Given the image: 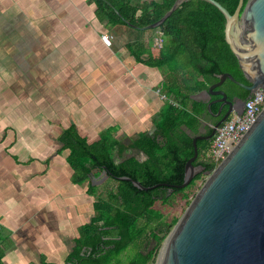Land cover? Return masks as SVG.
I'll return each instance as SVG.
<instances>
[{
	"label": "crops",
	"instance_id": "0c3cea01",
	"mask_svg": "<svg viewBox=\"0 0 264 264\" xmlns=\"http://www.w3.org/2000/svg\"><path fill=\"white\" fill-rule=\"evenodd\" d=\"M95 8L92 0H0L3 264H66L95 216L91 180L74 182L59 140L66 129L76 126L89 143L110 133L126 146L156 130L166 69L137 62L130 45L156 47L146 31L101 22Z\"/></svg>",
	"mask_w": 264,
	"mask_h": 264
},
{
	"label": "trees",
	"instance_id": "16d2710c",
	"mask_svg": "<svg viewBox=\"0 0 264 264\" xmlns=\"http://www.w3.org/2000/svg\"><path fill=\"white\" fill-rule=\"evenodd\" d=\"M175 1L139 3L134 0H92L98 20L111 27L126 26L134 30L137 28L133 25L145 26L161 19ZM216 1L231 14L239 3V0ZM247 2L244 0V4ZM225 21L223 13L211 3L188 0L157 28L163 33L164 44L162 48H156V54L137 41L130 45L137 62L166 69L167 79L161 84V93L166 101L156 117L153 134L141 132L127 146L112 138L110 133L89 143L73 125L59 137L63 149L69 150L67 162L73 169L76 184L90 181L93 171L100 172L103 168L115 176L138 180L147 187L156 184L154 189L140 190L130 181H120L110 176L116 185L107 188L106 196L102 197L97 194L98 188L90 182L88 192L96 195L95 216L90 223L80 227L79 237L75 239V246L67 256L66 263L149 264L155 260L164 240L179 220H166L154 208L155 203L158 200L166 203L178 195L188 199L189 194L185 192L200 178L196 177L185 188L173 189L169 195V186L181 184L184 180L186 163L194 155L193 139L201 134L200 119L207 111V104L193 96L207 90L216 80L215 74L228 72L236 80L246 83L238 60L225 41ZM225 83L243 90L230 80ZM244 95L248 96L249 92L244 91ZM210 147L211 141L199 140V158ZM128 148L146 154L148 158L140 161L131 156L118 161L116 155L121 156V152ZM197 164H203L210 170L217 167L200 159ZM148 229L151 230L150 240L154 243L152 249L148 252L138 251L126 263L117 260V256L131 244H136ZM110 234L119 237L110 242L114 247L107 251L98 249L104 243L103 236ZM3 257L4 252L0 250V264H3ZM43 264L57 263L44 261Z\"/></svg>",
	"mask_w": 264,
	"mask_h": 264
},
{
	"label": "water",
	"instance_id": "95a60500",
	"mask_svg": "<svg viewBox=\"0 0 264 264\" xmlns=\"http://www.w3.org/2000/svg\"><path fill=\"white\" fill-rule=\"evenodd\" d=\"M186 1L176 0L154 23L133 27L145 31L157 29ZM203 1L214 5L225 16V41L248 82L242 83L228 72L215 74L218 82L211 84L204 93L208 97L225 95L215 88L230 80L249 92L248 100L254 90L264 89V0H248L246 4L239 0L232 14L216 0ZM208 108L211 111V103ZM243 109L231 108L212 127L210 135L194 137V155L186 163L184 180L169 186V195L173 189L187 187L200 175L205 180L164 240L159 251L160 258L164 250L161 264H264V109L217 167L210 170L197 164L198 141L213 138L217 128L230 118L232 112L240 115ZM110 176L130 181L140 190L156 187H146L128 176L107 174L105 168L100 176L92 173L90 180L96 186L95 179L101 177L98 184H102Z\"/></svg>",
	"mask_w": 264,
	"mask_h": 264
},
{
	"label": "built area",
	"instance_id": "2783aa9c",
	"mask_svg": "<svg viewBox=\"0 0 264 264\" xmlns=\"http://www.w3.org/2000/svg\"><path fill=\"white\" fill-rule=\"evenodd\" d=\"M103 38L108 45L111 44L109 36L104 35ZM156 43L158 48L163 47L162 32ZM263 109L264 89L258 88L252 92L250 98L246 101L242 114L239 115L236 111L233 112L230 118L217 128L211 147L201 155L200 159L204 162L219 165L244 137Z\"/></svg>",
	"mask_w": 264,
	"mask_h": 264
},
{
	"label": "flooded vegetation",
	"instance_id": "af4514ba",
	"mask_svg": "<svg viewBox=\"0 0 264 264\" xmlns=\"http://www.w3.org/2000/svg\"><path fill=\"white\" fill-rule=\"evenodd\" d=\"M216 82H218L217 79L212 84H214ZM245 84H248V82H246ZM241 88L243 90H241L239 88L231 87L229 85H226V83L224 82L222 85H220L217 88H215V90L216 91H221L225 95H223V94H215V95H212L211 97H208L204 93L205 90L196 93V97L194 99H196L198 101H203V102H205L207 104V111L204 113L203 117L200 119V122H201L200 132H201V134H203L205 136L210 135V133H211L210 131H211L212 127L216 123L221 121L227 115V113L230 111L231 108H233V109L237 108V109H240V110L243 109L244 103L246 102V100H247L249 95L248 96L244 95V91H247V90L245 88H243V87H241ZM209 103H211V111L208 108V104ZM212 140H213V138H211V139H209L207 141H211L212 142ZM131 150L135 151L136 153L128 155L125 158V160L131 158V156L137 157L140 161H144V160H146L148 158V155H146V154L140 153L137 150L132 149V148H131ZM137 154L138 155L142 154L143 158H139ZM96 171H97V173H96L95 176H100L101 173L103 172V170L100 171V172H99V170H96ZM108 173L109 172L107 171V174ZM199 177L200 178H198V179H201L204 176L200 175ZM107 181H108V179H107ZM104 185L107 188L112 186V185H108L107 183H104L101 186H104ZM152 186H154V185H152ZM149 187H151V186H149ZM97 188H98V186H97ZM98 195H99V193H98ZM106 228L108 229V228H112V227H106ZM116 239H119V237L115 236L114 234L103 236V242L104 243H103V245L99 246L98 249L101 248L104 251H107V250L113 248L114 245L110 244V242L111 241H115ZM153 244L154 243H153L152 240H150L149 243L145 244V248H146L145 251H147V252L150 251L152 249V247H153ZM139 252H144V250H140ZM66 264H77V262H69V263H66Z\"/></svg>",
	"mask_w": 264,
	"mask_h": 264
},
{
	"label": "rangeland",
	"instance_id": "374dc122",
	"mask_svg": "<svg viewBox=\"0 0 264 264\" xmlns=\"http://www.w3.org/2000/svg\"><path fill=\"white\" fill-rule=\"evenodd\" d=\"M134 1L139 2V3H150L152 0H134ZM116 28L118 29L120 27L117 26ZM129 29L134 34H136V33L140 34V33H143L145 31V30H141V29L140 30H138V29L134 30V29H131V28H129ZM133 33H129L127 31H124V34H122V35L131 36V34H133ZM144 35H145L146 40H151V42H153L152 43L153 47L158 48L157 43L154 44V40H157L158 38H160L159 35H161V31L159 29L146 30ZM158 87H159V85H158ZM193 98H194V96H193ZM161 99L164 100L165 98L162 96ZM134 153H136V152L131 150L129 152V154H127L126 156L134 154ZM126 156H125V158H126ZM138 157L139 158H143V155L139 154ZM100 178L101 177H99L98 179L94 180L95 183L98 186L97 194L99 193L100 196L105 197L106 196L107 187L105 185L104 186H101V185L104 184V183H107L108 185L115 186L116 182H115V180L113 178H109L108 177V178H106L104 180V182L102 184H98ZM107 179H108V181H107ZM204 180H205V177L196 180L195 184L189 190H187L185 192V193L189 194V198L188 199L183 198L182 195H178V196H176L174 198H171L166 203L159 200V201H157L155 203L154 208L156 210L160 211L164 215L165 219L168 220V221H170L173 218H180L184 214V212L187 209L188 205L190 204L189 202H191V200L194 197V195L200 189V187L203 184ZM150 232H151V230L148 229L144 233L143 237L140 240H138L136 244L135 243L131 244L126 250H124L122 253H120L117 256V260L126 263L129 260H131L132 258H134V256H136L138 251H140V250H144L145 251L146 250L145 244L149 243V241H150ZM158 261H159V252H158L155 260L153 262H150L149 264H158ZM62 262L64 263L65 261H62Z\"/></svg>",
	"mask_w": 264,
	"mask_h": 264
},
{
	"label": "bare ground",
	"instance_id": "6f19581e",
	"mask_svg": "<svg viewBox=\"0 0 264 264\" xmlns=\"http://www.w3.org/2000/svg\"><path fill=\"white\" fill-rule=\"evenodd\" d=\"M163 257H164V250L159 258L158 264H161Z\"/></svg>",
	"mask_w": 264,
	"mask_h": 264
}]
</instances>
